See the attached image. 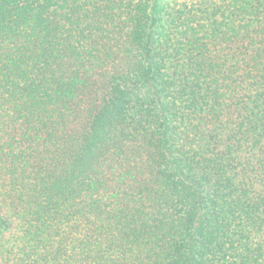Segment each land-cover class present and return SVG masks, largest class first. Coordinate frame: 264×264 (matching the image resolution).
<instances>
[{
    "label": "trees",
    "instance_id": "trees-1",
    "mask_svg": "<svg viewBox=\"0 0 264 264\" xmlns=\"http://www.w3.org/2000/svg\"><path fill=\"white\" fill-rule=\"evenodd\" d=\"M0 264H264V0H0Z\"/></svg>",
    "mask_w": 264,
    "mask_h": 264
}]
</instances>
